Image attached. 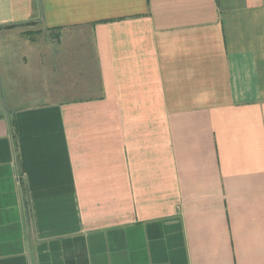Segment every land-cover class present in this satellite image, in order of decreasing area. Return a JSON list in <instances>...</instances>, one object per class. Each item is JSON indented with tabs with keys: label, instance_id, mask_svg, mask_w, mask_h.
<instances>
[{
	"label": "crops",
	"instance_id": "0c3cea01",
	"mask_svg": "<svg viewBox=\"0 0 264 264\" xmlns=\"http://www.w3.org/2000/svg\"><path fill=\"white\" fill-rule=\"evenodd\" d=\"M0 264H264V0H0Z\"/></svg>",
	"mask_w": 264,
	"mask_h": 264
},
{
	"label": "rangeland",
	"instance_id": "374dc122",
	"mask_svg": "<svg viewBox=\"0 0 264 264\" xmlns=\"http://www.w3.org/2000/svg\"><path fill=\"white\" fill-rule=\"evenodd\" d=\"M35 35H39V34H35ZM45 37H46L47 40H48V38L51 39L52 41L54 39L56 41L60 40L62 42V51H65L66 49L67 50H71V51L77 50L78 48H80L79 46H81L83 44L84 45H86V44L88 45V51L89 52H91V50H93V45H92L93 39H92V36H91L90 33L88 35H86L83 32L73 31L71 33H64V32H62L61 35L52 34L51 37L48 36V35H46ZM40 38L43 39V36H41V33H40ZM82 49H83V47H82ZM63 97L64 98H68L69 96H66V97L65 96H62V98Z\"/></svg>",
	"mask_w": 264,
	"mask_h": 264
}]
</instances>
